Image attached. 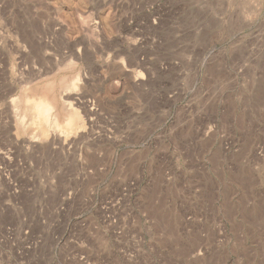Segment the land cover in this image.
Here are the masks:
<instances>
[{
  "label": "rangeland",
  "instance_id": "1",
  "mask_svg": "<svg viewBox=\"0 0 264 264\" xmlns=\"http://www.w3.org/2000/svg\"><path fill=\"white\" fill-rule=\"evenodd\" d=\"M0 264H264V0H0Z\"/></svg>",
  "mask_w": 264,
  "mask_h": 264
},
{
  "label": "bare ground",
  "instance_id": "2",
  "mask_svg": "<svg viewBox=\"0 0 264 264\" xmlns=\"http://www.w3.org/2000/svg\"><path fill=\"white\" fill-rule=\"evenodd\" d=\"M75 85L76 84L74 82H72L71 83V89H72V87L74 88ZM30 102L32 103V100ZM34 102H33V104H34L33 113H35V117L32 118V122H34L35 125H38V126L44 125L47 128L45 131H42V136H44V137L48 136L50 131L59 132L60 134H64V135L68 136V135L72 134L75 130H77L81 127L82 120H81V117L79 116V114L77 113V111L71 110L68 113L65 122L63 121L64 123H60V121L57 120L58 118H55L56 113H54V115H53L54 119L51 118V116H52L51 112L53 111V108H55V106H57V105H55L54 100H51L49 97H47V98H40ZM23 115L26 116L25 114H23ZM23 115H22V117H23ZM21 120L23 121L25 119L22 118Z\"/></svg>",
  "mask_w": 264,
  "mask_h": 264
}]
</instances>
